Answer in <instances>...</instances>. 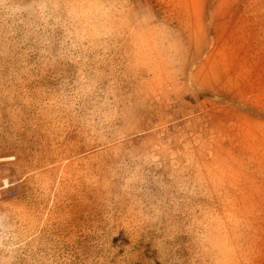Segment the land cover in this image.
<instances>
[{"label": "rangeland", "instance_id": "obj_1", "mask_svg": "<svg viewBox=\"0 0 264 264\" xmlns=\"http://www.w3.org/2000/svg\"><path fill=\"white\" fill-rule=\"evenodd\" d=\"M0 264H264V0H0Z\"/></svg>", "mask_w": 264, "mask_h": 264}]
</instances>
